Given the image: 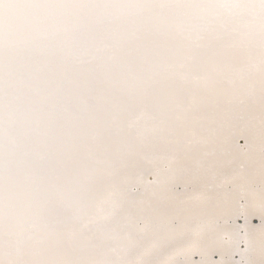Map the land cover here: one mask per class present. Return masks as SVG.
<instances>
[{
	"label": "snow or ice",
	"instance_id": "6c2138e0",
	"mask_svg": "<svg viewBox=\"0 0 264 264\" xmlns=\"http://www.w3.org/2000/svg\"><path fill=\"white\" fill-rule=\"evenodd\" d=\"M0 264H264V0H0Z\"/></svg>",
	"mask_w": 264,
	"mask_h": 264
},
{
	"label": "water",
	"instance_id": "95a60500",
	"mask_svg": "<svg viewBox=\"0 0 264 264\" xmlns=\"http://www.w3.org/2000/svg\"><path fill=\"white\" fill-rule=\"evenodd\" d=\"M259 221L258 220H254L253 223L257 224Z\"/></svg>",
	"mask_w": 264,
	"mask_h": 264
},
{
	"label": "bare ground",
	"instance_id": "6f19581e",
	"mask_svg": "<svg viewBox=\"0 0 264 264\" xmlns=\"http://www.w3.org/2000/svg\"><path fill=\"white\" fill-rule=\"evenodd\" d=\"M258 221H259V220H258ZM254 224H255V223H254ZM257 224H259V222H258ZM236 258H237V259H239V257H238V256H237Z\"/></svg>",
	"mask_w": 264,
	"mask_h": 264
}]
</instances>
